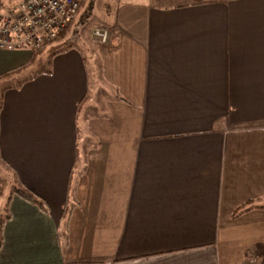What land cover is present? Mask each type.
Returning a JSON list of instances; mask_svg holds the SVG:
<instances>
[{"label":"crops","instance_id":"0c3cea01","mask_svg":"<svg viewBox=\"0 0 264 264\" xmlns=\"http://www.w3.org/2000/svg\"><path fill=\"white\" fill-rule=\"evenodd\" d=\"M112 27L0 49V162L48 206L12 196L0 264L264 261V0H117Z\"/></svg>","mask_w":264,"mask_h":264},{"label":"built area","instance_id":"2783aa9c","mask_svg":"<svg viewBox=\"0 0 264 264\" xmlns=\"http://www.w3.org/2000/svg\"><path fill=\"white\" fill-rule=\"evenodd\" d=\"M83 0H20L8 9L0 8V49L38 51L52 44L67 30ZM106 45L109 29L94 30Z\"/></svg>","mask_w":264,"mask_h":264},{"label":"rangeland","instance_id":"374dc122","mask_svg":"<svg viewBox=\"0 0 264 264\" xmlns=\"http://www.w3.org/2000/svg\"><path fill=\"white\" fill-rule=\"evenodd\" d=\"M19 1L20 0H0V8L8 9L10 7H14L19 3ZM116 2L117 0H84L81 9L74 19L73 24H70L71 26L68 27L69 29L67 28V30L65 31L67 32L66 35L62 38H58L53 42L54 45L46 50L45 54L43 55V59H49L50 56L61 50H64L70 45H74L84 51L90 48L92 46L91 44H96L98 46H107L109 44V41L106 45H102L97 40V37L93 32L97 28H107L109 29L110 39L112 37H117V34L115 33L116 31L112 27ZM0 183L4 187L5 197L11 194V191L16 183L15 177L13 178L11 170H9L7 166L2 164L1 162ZM248 232L251 234L252 231L248 230ZM253 237L256 236L253 235L252 238L251 236L248 237L247 242L246 237L237 238L234 242H232L233 244L231 246H233V249L237 248L241 250L245 242L247 245L250 242V238L253 239ZM241 251H239V253L232 252V255H234V262L241 263V261L246 259V254ZM248 258L250 260L248 262L249 264H264V261L254 253L250 254Z\"/></svg>","mask_w":264,"mask_h":264},{"label":"trees","instance_id":"16d2710c","mask_svg":"<svg viewBox=\"0 0 264 264\" xmlns=\"http://www.w3.org/2000/svg\"><path fill=\"white\" fill-rule=\"evenodd\" d=\"M73 22H74V20L72 21L71 25L73 24ZM66 33L67 32L61 34L59 36V38H62L63 36H65ZM43 49H45V47L38 50V51H35V52L38 53ZM15 182L16 183H15V185L11 191V194L8 195L7 197H5V195H4V187L2 185H1V189H0V251H1V248L3 246V241H4V234L3 233H4L5 223L11 218L9 204H10V200L14 194L20 195L21 197H23V198L27 199L28 201L38 205L39 207H41L42 209H44L46 211L48 210L47 203L45 202V200L42 197L37 195L30 188L26 187L17 177L15 179ZM242 208L243 207L240 206L236 210L234 217L241 215ZM70 212H71V209L68 207V209L66 210V218L69 217ZM66 244H67V242H66Z\"/></svg>","mask_w":264,"mask_h":264}]
</instances>
